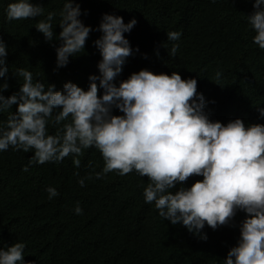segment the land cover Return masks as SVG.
Segmentation results:
<instances>
[{
    "label": "trees",
    "instance_id": "trees-1",
    "mask_svg": "<svg viewBox=\"0 0 264 264\" xmlns=\"http://www.w3.org/2000/svg\"><path fill=\"white\" fill-rule=\"evenodd\" d=\"M10 2L0 0V40L7 46L9 68V88L0 93L5 97L19 90L22 78L16 79L13 72L21 67L31 71L34 80L55 85L54 90H62L69 81L87 90L89 75H99L101 56L93 42L102 35L96 30L102 14L108 13L121 16L125 23L132 18L137 21L124 34L133 51L117 83L144 68L169 75L176 71L182 79L197 80L210 119L227 123L240 118L246 126L264 124L258 113V108H264V50L253 43L255 32L247 22L254 0H74L81 6L79 18L93 30L84 50L59 68L55 52L59 43L46 42L35 28L43 17L8 21L5 9ZM31 2L43 6L46 16L48 11L59 13L64 0ZM59 19L57 15L53 21L57 35ZM169 31L182 35L168 41ZM173 44L178 45L174 57L168 54ZM4 81L0 77V84ZM16 109L13 105L10 111ZM113 114L122 113L113 109ZM7 115L0 113V121ZM54 130L49 126L50 132ZM31 155V151L11 148L0 152V249L23 242V259L30 264H223L240 237L243 211L215 230L205 224L201 231L206 240L181 224L172 225L158 215L154 204L144 202L143 190L149 181L135 171L124 176L113 171L80 187L74 172L84 177L103 167L95 148L84 151L79 169L70 155L59 163L31 165L24 172ZM199 179L191 176L184 186ZM48 186L59 192L51 200L45 191ZM77 201L81 215L74 212Z\"/></svg>",
    "mask_w": 264,
    "mask_h": 264
},
{
    "label": "clouds",
    "instance_id": "clouds-1",
    "mask_svg": "<svg viewBox=\"0 0 264 264\" xmlns=\"http://www.w3.org/2000/svg\"><path fill=\"white\" fill-rule=\"evenodd\" d=\"M253 9L247 22L255 32L253 43L264 50V0H254ZM44 11L31 0H11L5 9L8 21L43 17L35 28L46 42L59 43L56 66L64 67L84 50L93 29L79 18L81 6L74 0H64L59 13L48 11L45 16ZM57 15L58 35L53 30ZM136 23L135 18L125 23L119 15L102 14L96 29L102 35L93 42L101 56L99 75H89L87 90L70 81L62 90H54L55 85H45L34 80L28 69L17 68L13 76L22 78L19 90L7 97L0 94V113L8 114L0 121V152L31 151L22 168L28 172L31 165L59 163L70 155L79 169L84 151L95 148L103 167L84 177L74 172L80 187L113 171L119 176L135 171L149 181L143 190L144 202L154 204L158 215L172 225L181 224L202 240L207 239L201 231L205 224L215 230L243 211L240 237L223 264H264V124L246 126L240 118L227 123L210 119L197 80L182 79L176 71L169 75L144 68L117 83L133 51L124 34ZM166 35L168 41H177L182 33ZM177 49L173 44L169 56L174 57ZM7 54L0 40V77L5 78L0 93L9 88ZM220 76L217 71L215 78ZM13 105L15 113L10 111ZM113 109L122 114L114 115ZM258 113L264 118V108H258ZM49 126L55 130L50 132ZM191 176L202 179L185 187L183 182ZM45 191L49 200L59 195L52 186ZM74 212H83L79 201ZM24 250L23 242L0 249V264H30L23 259Z\"/></svg>",
    "mask_w": 264,
    "mask_h": 264
}]
</instances>
